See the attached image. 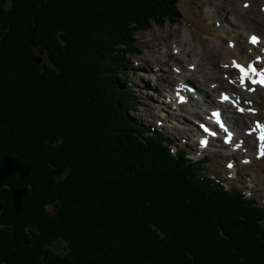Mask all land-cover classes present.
I'll return each mask as SVG.
<instances>
[{"label":"trees","instance_id":"16d2710c","mask_svg":"<svg viewBox=\"0 0 264 264\" xmlns=\"http://www.w3.org/2000/svg\"><path fill=\"white\" fill-rule=\"evenodd\" d=\"M178 5L0 0V167L30 168L2 187L0 264H264V206L130 118L135 37L179 23Z\"/></svg>","mask_w":264,"mask_h":264},{"label":"rangeland","instance_id":"374dc122","mask_svg":"<svg viewBox=\"0 0 264 264\" xmlns=\"http://www.w3.org/2000/svg\"><path fill=\"white\" fill-rule=\"evenodd\" d=\"M218 2L219 0H179L178 6L182 17L178 24L173 25L170 23L161 28L155 23L149 32H142L135 37L136 43L140 46L142 53L140 56L129 54L127 59L130 63V67L127 69L130 77L128 85L133 91V97L137 102V105H134L133 110L131 109L129 112L130 118L135 119L138 123L141 122L147 128L148 126H154L156 132H159L157 130L164 132L170 143L168 147L172 151L175 152L178 148L182 147L190 158H205L206 161L202 164V169L206 175L215 181H219L226 189L235 187L239 193L246 194L252 201L254 199L257 202L253 201L256 206L262 205L264 204V159H257V162L253 161L250 164H245L244 161L248 155L245 150V154L236 153V156L228 157L226 155L231 153V151L227 152L230 147H222L220 143H223V141L221 140L220 142L214 141L212 147H208L204 152H200L199 141L194 140V136L187 131H191L192 129L200 131L198 125L192 127V124L203 122L206 116L209 117V111H212V108L207 105L205 108L207 112L199 109V112L205 113L201 121L186 111H182L176 103L173 104V91L167 88V85L173 87V89H179V91H182L181 94L184 95L185 93L193 95L194 89L199 91L200 88L191 80L188 81L189 84L185 89H183L184 87L176 88L173 83L168 81V77L177 78V76H171L170 73H167L169 67H164L163 65L165 64L161 65L158 62L157 56H159L158 52H160V48L165 47L164 51L171 49V40V42L176 41L177 43H181L180 39H182L183 33L191 40L190 44L193 49H198V52H195V54L200 57H203L202 52L204 50L207 51L212 43H222L223 47H227L229 43L227 39H232L234 33L230 34V31L226 29L230 28L233 30L235 27L233 24L237 25V23H233V17L228 12H224V17L218 16V14L216 16L209 14L211 11L217 12L216 7ZM251 5L255 6L256 11L263 10L262 13L264 12V0H253ZM257 35L255 34V36ZM234 46L248 62L254 60L255 55H252L249 51L250 49L247 46L246 40L236 39ZM188 58L190 59V56ZM44 63L47 64L45 60ZM189 85L190 87H188ZM261 88L264 89V86L260 85L259 90ZM188 90H192L193 92H188ZM218 95L215 94V96L219 97ZM196 98L199 99L198 96ZM246 100V97L242 98V103H246ZM189 102H193L191 98L188 100ZM254 102L258 109L256 119L260 122L262 121L261 123L264 124V100H254ZM186 108L183 107L182 109L185 110ZM171 112H173V115L167 116V120H165L166 114ZM175 121L179 124V128L177 129L172 128L176 124ZM237 159L240 161L238 164H235ZM227 161H234V163ZM229 163L233 164L231 169L228 167ZM244 164L245 167L243 166ZM65 247L64 242H54V245L49 247L48 251L52 255L65 254Z\"/></svg>","mask_w":264,"mask_h":264},{"label":"bare ground","instance_id":"6f19581e","mask_svg":"<svg viewBox=\"0 0 264 264\" xmlns=\"http://www.w3.org/2000/svg\"><path fill=\"white\" fill-rule=\"evenodd\" d=\"M252 1L253 0H219L216 7L217 12H209L211 16H216L218 14V16L223 17L224 12H228L233 17V23H237V25L233 24L235 25L233 30L230 28L226 29L230 31V34L234 33L232 39H227L229 42L227 47H223L222 43H212L207 51L203 49V57H200L195 54V52H198V49H193L190 44L191 40L183 33L182 39H180L181 43H177L176 41L171 42V40V49L164 51L165 47L160 48L161 50L158 52L159 56H157L158 62L161 65L165 64L163 65L164 67H169L167 73H170L171 76H177V78L168 77V81L173 83L176 88L184 87L183 89H185L189 84V80L193 81L200 88L199 91L194 89L193 93L195 95H188V93L184 95L181 94L182 91L173 89V87L167 85V88L173 91V104L176 103L177 106H180L182 111H186L201 121L205 113L202 114L199 112V109L203 112H207L205 111L207 105L211 107L212 110L221 106L222 115L219 111H209V119L204 118V121L200 124L195 121V124H192V127L198 125L200 131L192 129L187 132H190L194 136V140L199 141V146H201L202 141H207L206 145L208 147H212L214 141H223V143H220L222 147H230V149L227 150V152L231 151V153L226 155L228 157L236 156V153L245 154L246 151L248 155L245 161H248V164L253 161L257 162V159H264L258 158L261 151V144L255 140L254 137H257L261 131L264 133V124H261L260 121L256 119L258 109L254 102V100H264V89L261 88L259 90L261 85L259 82L264 78L261 76V73H264V12L262 13L263 10L256 11L255 6L251 5ZM255 34H258L257 36L261 38L257 44L251 43L250 40ZM236 39L246 40L247 46L250 49L248 50L252 55H255L254 60L248 62L247 59L240 55L239 51L234 46ZM168 51L170 52L168 53ZM249 65H253L256 72L250 71L248 77H244L242 69L248 68ZM251 81H257V83H252ZM188 87H190V85ZM214 93L216 95L219 94V97L215 96ZM195 96H198L199 99ZM225 96L228 97L227 100L224 99ZM192 97L194 98L192 99ZM244 97L247 99V104L242 103V98ZM190 98L193 102L188 103ZM183 107L187 108L184 110L182 109ZM237 109H244V111L238 112ZM177 112L179 113V111ZM232 113L235 115L232 116ZM213 114H217L216 119H213ZM172 115L173 112L166 114L165 120H167V116ZM217 121L220 123L217 124ZM175 123L176 124L172 126V128H179V124L176 121ZM221 125H223V127ZM253 127L257 128L259 132L256 134L252 133ZM212 132L218 134L223 133V136H217L216 133L213 134ZM237 145H239V147H237ZM239 159H237L235 164H238L244 157L243 159ZM227 162L234 163V161ZM245 164L243 165L244 167Z\"/></svg>","mask_w":264,"mask_h":264},{"label":"water","instance_id":"95a60500","mask_svg":"<svg viewBox=\"0 0 264 264\" xmlns=\"http://www.w3.org/2000/svg\"><path fill=\"white\" fill-rule=\"evenodd\" d=\"M28 33L33 40L36 33V28H33V26H31ZM36 60L39 66L42 65L44 71L48 69V65L44 63V59L41 56L37 57ZM29 173L30 168L25 163L20 161L17 155L4 156L2 158V164L0 167V194L4 190L2 189V187L6 180L16 177H18L20 180H25ZM26 192L27 191L25 188L15 187L12 189V206L13 208H15V212L17 213V215L22 214L24 211L23 199L26 195ZM1 207L2 206H0V211L2 210Z\"/></svg>","mask_w":264,"mask_h":264},{"label":"snow or ice","instance_id":"6c2138e0","mask_svg":"<svg viewBox=\"0 0 264 264\" xmlns=\"http://www.w3.org/2000/svg\"><path fill=\"white\" fill-rule=\"evenodd\" d=\"M245 6H247V5H245ZM258 42H259V41H258L257 37L253 36V37L251 38V43L256 44V43H258ZM248 70H250L251 72H256V69L253 68L251 65L248 66ZM242 71H243V69H242ZM261 76L264 77V73H261ZM251 82H252V83H257V81H251ZM259 83L261 84V86H264V78H262V79L260 80ZM224 99L227 100L228 97L225 96ZM240 111L243 112L244 109H240ZM222 126H223V125H222ZM229 135H231V134H229ZM258 139H259L260 144H261V151H260V153H259L258 158H264V134H261V135L258 137ZM201 143H202V146H206L207 141H202ZM237 147H239V145H237ZM244 162H245V163H248V161H244ZM228 167L231 169V168L233 167V165H232L231 163H229Z\"/></svg>","mask_w":264,"mask_h":264}]
</instances>
